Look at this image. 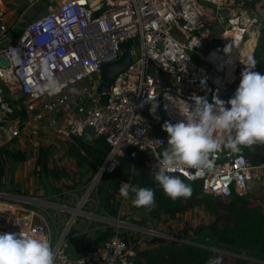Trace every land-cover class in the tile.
<instances>
[{"label":"built area","instance_id":"2783aa9c","mask_svg":"<svg viewBox=\"0 0 264 264\" xmlns=\"http://www.w3.org/2000/svg\"><path fill=\"white\" fill-rule=\"evenodd\" d=\"M252 8L255 15L250 14L246 0H59L23 28L14 43L0 50L9 62L7 67L0 66V144L20 138L26 129L71 140L91 126L94 138H103L108 147L94 173L95 186L103 174L115 172L126 153L132 160L130 165L143 155L144 167L156 172L155 157L167 147L168 134L162 128L165 121H182L180 111L195 97L209 103L217 97L229 107L227 101L234 96L259 38V31L253 35L250 28L264 22V0ZM218 20L226 26L222 43L229 46L223 51L211 47L204 52L211 39L208 27ZM6 31V24L1 22L0 39ZM127 39L132 40L128 52L136 59L114 76L107 91H99L102 64L118 59L120 43ZM233 43L238 53L229 60L227 52ZM243 47L245 55L240 57ZM189 51L201 64L193 61ZM252 70L264 75L257 64ZM94 73L98 75L95 82ZM4 86L10 97L21 96L7 98ZM21 109L24 120L14 116ZM45 144L41 147L48 148ZM209 160L208 167H183L170 175L191 182L200 180L204 194L221 198H230L233 193L244 195L255 170L264 175V157L255 161L243 150L233 154L222 149ZM125 182L129 183L121 181L120 186ZM5 195L0 191V198ZM88 195L79 205L88 201ZM125 200L118 195L120 208ZM72 208L63 204L60 209L71 213ZM73 219H68L63 230L54 231L51 246L56 264H134L129 258L133 255L129 242L118 228L96 248L71 256L64 241ZM5 220L0 219V231L10 229L9 233L47 240L46 226L27 222L20 214ZM87 232H91L89 226L81 234L87 236Z\"/></svg>","mask_w":264,"mask_h":264},{"label":"crops","instance_id":"0c3cea01","mask_svg":"<svg viewBox=\"0 0 264 264\" xmlns=\"http://www.w3.org/2000/svg\"><path fill=\"white\" fill-rule=\"evenodd\" d=\"M45 1L47 2V7H50V5H55L59 0ZM259 1L260 0H257L254 4ZM246 3L249 6L251 5L250 0H246ZM27 6V0H0V23L3 22L6 26L8 23L7 21L18 23L22 14L27 10ZM250 14L255 15V10L252 7ZM263 26L264 22H260L257 26L250 28L251 34L254 35V32L258 30V37L260 38L261 32L264 33ZM253 29H255L254 32ZM19 36V34L14 36L11 33V30H8L7 28L4 39L8 38L10 43H14ZM252 38V41H255V36ZM259 38H257L256 44H258ZM251 50L252 49H250L249 54ZM69 141L70 139L63 140L56 135L43 133L38 129H26L20 138H16L10 143H6L8 148L23 152L25 157L21 160L12 157L5 158L4 175L2 177L3 187L0 188V191L7 193V195L0 198L1 220L8 219L14 214H20L21 218L26 219L27 222L46 226L48 232L47 240L49 243L51 242V237L55 230L58 232L63 230L61 226L65 225L71 216L63 222L58 219V212L60 211L70 214L68 210L61 211L60 208L63 204L72 207L73 198L77 197V190H80L78 188L73 189L70 184L67 183L70 179L77 180L79 176L83 179L90 173L89 171H91L88 163H84L82 166H76L74 159L67 154V142ZM45 142L47 143V149L49 151V165L51 167L56 166L58 169H64L67 173V176H63L59 180L52 178L48 179L49 186L47 190L40 182V176L37 172L39 168L36 163L38 149L42 145L46 147ZM62 184H67V188H63ZM84 196L85 195H83L81 199L84 198ZM79 201L74 204V206L78 205L79 207L71 210L73 216L82 213ZM78 211L80 213L76 214ZM87 213L91 214V212ZM97 217L98 218L92 217L95 224H92L87 216L83 218L84 220H87V222L89 221L88 223L91 232L86 233L88 236H90L96 228L106 226V222L103 221V219L106 218H104L102 212L98 213ZM118 217H124V222L128 221L135 226L132 232L127 234V240L129 242L133 239L134 245H130V248L132 249L131 252L133 253L132 258L133 262L137 259L136 261L139 264L148 263L143 257H136V250L150 251L153 257L152 264H210V262H214L217 259L220 260V264H244V259L253 260L250 258H244L243 255L234 252L224 251L213 247V237L210 234L194 233V230L197 227L194 222L209 224L214 217L208 213L204 206H193L184 214L177 215L173 220H166L167 217L165 215L162 216L161 220H145V218L148 217V211L138 208L135 209L131 203V199H126L120 208V215H118ZM204 217H207L208 219H204ZM193 218L196 219L194 220ZM150 228L151 230L159 229V231H155L154 233L143 231V229L148 230ZM75 229L79 234L78 239H82L81 232L85 231V228ZM154 237L162 238V243L160 244L157 242L152 245L150 242ZM207 238H209V240H206ZM170 241H173V243H170ZM185 244L193 247L190 254L180 247ZM166 246L172 247L165 248ZM75 248H77V246ZM199 248H205L210 252L201 258V251ZM79 250L80 249L74 250L70 255L77 256L75 253ZM159 250L160 254L157 253ZM234 254L236 256L235 259L230 256ZM189 257H193V259L190 260ZM194 257L197 258L194 259ZM254 261L256 263H262L256 260Z\"/></svg>","mask_w":264,"mask_h":264},{"label":"clouds","instance_id":"9594fccd","mask_svg":"<svg viewBox=\"0 0 264 264\" xmlns=\"http://www.w3.org/2000/svg\"><path fill=\"white\" fill-rule=\"evenodd\" d=\"M257 63L253 56L247 58L239 86L227 101L229 107L226 108L225 101L217 97H213L211 103L203 97H195L191 105L186 103L180 111L182 121H165L162 125L168 134L167 147L155 157L158 170L154 179L173 201L190 198L192 188L170 173L183 167H208L209 156L222 149L238 154L244 148L264 145V75L252 70ZM155 107L153 104L151 110ZM119 193L123 198L131 199L136 208L151 211L156 206L152 188L125 182ZM0 264H56V253L44 238L22 232L3 233L0 234ZM210 264H220V260Z\"/></svg>","mask_w":264,"mask_h":264},{"label":"trees","instance_id":"16d2710c","mask_svg":"<svg viewBox=\"0 0 264 264\" xmlns=\"http://www.w3.org/2000/svg\"><path fill=\"white\" fill-rule=\"evenodd\" d=\"M47 3V2H46ZM262 39L264 49V33L261 32L259 41ZM257 46L252 52L255 57ZM261 67L263 65L259 64ZM12 102V101H11ZM20 116L22 120L25 119L23 109L17 110L14 116ZM83 136H73L71 141L67 142V154L70 157L76 158V163L82 166L84 163L90 165L91 172L95 173L103 162L107 153V144L103 138H93L91 141L85 140ZM36 163L38 165V173L40 182L44 188H48V179H59L61 176H67L64 169H58L56 166H50L48 162L49 151L45 147H39ZM263 150V151H262ZM244 153L253 157L255 161L264 157V145H255L252 149L244 148ZM23 159L24 153L15 151L6 144L0 146V188L3 187L2 177L4 175L5 158ZM141 159L143 155H140ZM132 162L128 154H124L120 158V166L112 174H103L94 190L93 197L97 199V210L110 216L118 217L120 215V202L118 201L119 189L121 181H128L130 184H135L139 187L152 188L155 193V207L148 211V217L145 220H161L162 216H166L168 220H173L177 215L184 214L193 206H204L209 214L214 218L209 224H201L197 226L194 233L212 235V245L215 248L234 252L246 257L264 261V205L251 204L246 195H238L233 193L230 198L212 197L206 195L202 191V182L200 180L188 181L180 177L186 184H190L192 188V195L188 199L178 198L173 201L164 194L162 189L156 184L154 175L151 174L147 168L141 164L139 171H134L130 167ZM44 174L45 179L42 176ZM215 198V200H213ZM227 200V201H226ZM137 209L136 207H134ZM144 209V208H138ZM145 210V209H144ZM221 210L227 212V216H220ZM222 218V225L219 224ZM166 219V220H167ZM112 228L106 225L102 228L94 230V236L78 239V233L75 228L69 230L68 235H72L75 241L78 242L77 248L80 249L75 255H82L89 249L96 248L98 244L111 235ZM163 239L154 237L150 242L152 245ZM173 243V241H170ZM166 246L165 248H171ZM188 254L191 253L193 247L185 244L180 246ZM157 248V247H156ZM200 256L203 258L210 252L205 248H199ZM160 254V250L157 252ZM137 258L143 257L148 264H152V254L146 250H136ZM197 257H194L196 259ZM190 260L193 257H189ZM134 260V264H139ZM247 260L244 259V264ZM264 264V263H257Z\"/></svg>","mask_w":264,"mask_h":264},{"label":"rangeland","instance_id":"374dc122","mask_svg":"<svg viewBox=\"0 0 264 264\" xmlns=\"http://www.w3.org/2000/svg\"><path fill=\"white\" fill-rule=\"evenodd\" d=\"M31 5H33V4H29L28 3L27 7L29 8ZM7 22H8L7 23V28H8V30H11V33L14 36H16L18 34L20 35L23 32V28H20L18 26V23H13V21H7ZM225 28H226L225 24L223 22H221L220 20H218L216 23H213L211 26L208 27V33L210 34L211 39H210V42H209L208 45L205 44L204 52L207 51L211 47H216L218 50L223 51L224 49H226L229 46L228 43L227 44H223L222 43V39H221V35H222L223 30ZM263 29H264V26H263ZM262 45H263V43H262V39H261L259 41V46H258V48L256 50L255 57H256V60L258 62L257 66L259 68H263L264 69V49L262 48L263 47ZM189 54L193 58V61L198 62L199 64H201V61L199 60V58L194 56L192 51H189ZM202 63H204V62H202ZM260 63L263 65V67H261L259 65ZM92 80L94 82L97 81L98 80V75L94 73L93 76H92ZM1 85H3V84L0 82V86ZM145 113L148 115L150 113V109H147V111ZM0 145H4V143H2ZM141 164H142L141 157H139L138 159L134 160L133 165L131 164L130 167L131 168L134 167L137 171H139L140 168H141L140 167ZM76 166H77V164H76ZM135 169H134V171H136ZM89 172L90 173L85 178L81 179V176H79L77 178V180H71L70 179V181H68V183H67V184H70V186L73 189L74 188L80 189V190H77L78 191L77 192V197L73 198L72 207H76V206H74V204L77 203V201L81 200V197H83V195H85V194H87L89 192L88 201L85 202L84 204H82V206H81V211H82L81 214H77V215L73 216L72 211H71L70 214L65 213V212H60V211L58 212V214H59L58 215V219L63 221V222L65 220H67L70 216L72 217V219L74 217L73 222L70 225V228H81V229L87 228L89 226V223H88L89 221L87 222V220H84L83 218L87 216L88 220H91L92 224H95V222H94L92 217L98 218L97 217L98 213H100V211L97 210V199L93 197L94 190H95V187H96L95 186L96 185L95 180H93L94 173L91 172V171H89ZM61 177H63V176H61ZM42 178H43V180L45 179L44 174H43ZM67 184H65V185L62 184L63 185L62 187L63 188L64 187L67 188L66 187ZM206 195H209V196H212V197H217V196H214V195H211V194H206ZM244 195H246L248 197V200L250 201L251 204L260 203L261 205H264V175L263 176H259L258 172L255 170L254 171V177L251 180V182L249 184V188L246 190ZM86 199H87V197H86ZM213 200H215V198H213ZM87 212H91V214H89ZM66 214H67V217H66ZM220 216H227V212L221 210ZM106 217H107L106 219H103V221L106 222V225H109L113 229L118 228L119 232H121L124 236H126V238L128 236L127 234L132 232L133 228H135V226H133L128 221L127 222H120L121 220L123 221L124 217H122V218L110 217V216H106ZM62 219H64V220H62ZM193 219L195 220L196 218H193ZM204 219H208V218L204 217ZM124 221H125V219H124ZM164 221H166V220H164ZM203 221H205V220H203ZM222 223H223V221H222V218H221L220 221H219V224L222 225ZM194 224H195V226H199L202 223L194 222ZM64 227H65V225L61 226V228H64ZM91 227H93V226H91ZM138 229H140V228H138ZM143 231L144 232L145 231H147V232H155V231H159V229H156L154 231H149V229L148 230L143 229ZM9 232H10V229H8L7 231H0V234L9 233ZM81 236H82V238L84 237L82 234H81ZM90 236L92 238L94 236V233L90 234ZM90 236L87 235V237H90ZM206 240H209V238H207ZM54 241H55V235L53 234L52 237H51L50 245L51 244L53 245ZM76 245L78 246L79 244H78L77 241H75V238L72 235H68L65 238L64 246L66 248V251L69 254L73 253L74 248L76 247ZM130 245H134L133 239H131L129 241V246ZM230 256H232L234 259L236 258L235 254L234 255H230ZM129 258H130L131 262L133 263L132 256H130ZM247 264H257V263L254 260H247Z\"/></svg>","mask_w":264,"mask_h":264},{"label":"water","instance_id":"95a60500","mask_svg":"<svg viewBox=\"0 0 264 264\" xmlns=\"http://www.w3.org/2000/svg\"><path fill=\"white\" fill-rule=\"evenodd\" d=\"M256 1L257 0H252L250 6L253 7L254 3ZM47 11H48V7H47V3L45 0H41V1L31 5L22 14L21 19L18 22V26L20 28H25L27 25L34 22L37 18L46 14ZM131 42H132L131 39H127V40H124L123 42H121L120 43V48L122 49L121 56L114 61H110V62H106V63L102 64V67H101L102 82L98 87L99 91H107L108 90V83L113 80L114 76L118 72L122 71L125 67H127L132 60L136 59L135 56H130V53L128 52V48H129ZM9 45H10V40L8 38L0 39V50L6 48ZM8 65H9V62L7 60H5L3 58V56L0 54V66L1 67H7ZM3 90H4L7 98H12L13 100H16L17 98H19L21 96L20 93H17V94H13L10 97L9 89L6 86L3 87ZM83 137L85 138V140L91 141L94 138L93 127H91V126L86 127L83 131ZM149 172L153 175L155 174L154 171H149ZM72 209H76V207L72 208ZM244 258H250V257L244 256ZM250 259L264 263V261H262V260H258V259H254V258H250Z\"/></svg>","mask_w":264,"mask_h":264},{"label":"bare ground","instance_id":"6f19581e","mask_svg":"<svg viewBox=\"0 0 264 264\" xmlns=\"http://www.w3.org/2000/svg\"><path fill=\"white\" fill-rule=\"evenodd\" d=\"M254 31H255V29H253V32ZM250 48H252V47H250ZM237 53H238V51H237V45H236V43H233L231 45V48L227 52V59H229V60L233 59L237 55ZM244 55H245V50H244V47H243L242 49H240V57H244ZM218 57H220V56H218ZM77 213H80V212L78 211V212H76V214Z\"/></svg>","mask_w":264,"mask_h":264}]
</instances>
